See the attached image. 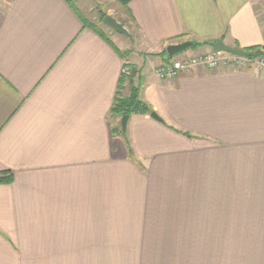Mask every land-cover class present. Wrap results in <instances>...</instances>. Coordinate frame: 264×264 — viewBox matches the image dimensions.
I'll list each match as a JSON object with an SVG mask.
<instances>
[{
    "label": "crops",
    "instance_id": "0c3cea01",
    "mask_svg": "<svg viewBox=\"0 0 264 264\" xmlns=\"http://www.w3.org/2000/svg\"><path fill=\"white\" fill-rule=\"evenodd\" d=\"M128 9L133 53L74 0H0V264H264V71L154 73L173 44L263 46L264 0ZM125 65L161 121L123 136Z\"/></svg>",
    "mask_w": 264,
    "mask_h": 264
},
{
    "label": "built area",
    "instance_id": "2783aa9c",
    "mask_svg": "<svg viewBox=\"0 0 264 264\" xmlns=\"http://www.w3.org/2000/svg\"><path fill=\"white\" fill-rule=\"evenodd\" d=\"M251 66H255L264 71V56L250 60L249 58L237 57L216 51L205 54H190L184 51L156 66L154 73L161 80H171L183 73H192L195 69L200 67H204L211 71H217L221 67L226 69H245ZM123 74H127L126 68Z\"/></svg>",
    "mask_w": 264,
    "mask_h": 264
},
{
    "label": "trees",
    "instance_id": "16d2710c",
    "mask_svg": "<svg viewBox=\"0 0 264 264\" xmlns=\"http://www.w3.org/2000/svg\"><path fill=\"white\" fill-rule=\"evenodd\" d=\"M119 2H121V4H123V6L126 7V11L130 14L131 13L128 9V5L132 0H118ZM105 15H103L101 17V22L102 19ZM84 25L86 27H90L91 29H93L94 31H96L97 33L101 34L105 39H107L109 41V38L99 29L98 26H96L95 24L89 23L86 19H83ZM124 26H126L125 23L121 22ZM127 27V26H126ZM203 44H211V45H215V42H210V43H203ZM202 45L201 43H197L195 42L193 44V47H198ZM246 52L251 53V57H249L250 60H254L257 59L258 57H262L264 56V45L263 46H255V47H251V48H247V49H243ZM165 55H168L166 50L164 51ZM168 60L171 59V57L168 56L167 58ZM125 68L127 69V74H123L122 78H121V86L123 83L129 81V84L131 86V90H130V94L127 97L122 96L121 94L119 96H117V98L115 99V102L113 104L112 107V114L113 116L116 117H123L125 115H133V114H150L151 113V109L149 108V106L141 99L140 96V91L139 88L137 86L134 85V67H131L130 65H125ZM123 136L125 135V131L120 130L119 131ZM128 144V143H127ZM12 173L7 174L6 177L2 178L0 177V183L2 182H11L12 181Z\"/></svg>",
    "mask_w": 264,
    "mask_h": 264
},
{
    "label": "rangeland",
    "instance_id": "374dc122",
    "mask_svg": "<svg viewBox=\"0 0 264 264\" xmlns=\"http://www.w3.org/2000/svg\"><path fill=\"white\" fill-rule=\"evenodd\" d=\"M74 2L75 5L79 7L80 11L89 19V21L98 25L101 31H103L107 37L111 38L114 43L119 45V47H121L124 52L126 49H128L126 50L129 51L128 53H130L131 51V53H133L136 50H139V46L136 40L135 49H133L131 42L126 37L113 32L112 30L105 27L101 22V17L103 15H111L118 21L125 23L128 29L130 28L135 32L134 26L132 25L128 14L126 13V7L123 6L121 2H119L118 0H74ZM130 66L134 67L133 65ZM123 86L124 85L122 84L121 88Z\"/></svg>",
    "mask_w": 264,
    "mask_h": 264
},
{
    "label": "water",
    "instance_id": "95a60500",
    "mask_svg": "<svg viewBox=\"0 0 264 264\" xmlns=\"http://www.w3.org/2000/svg\"><path fill=\"white\" fill-rule=\"evenodd\" d=\"M102 24L108 29L112 30L113 32H116L126 37L131 42L132 48L135 49V38L133 33H131V31L126 26H124L120 21H118L116 18H114L111 15H105L102 19ZM193 44L194 43L191 41H186L179 44L169 45L166 48V52L169 57L173 58L179 55L180 53L190 49L193 46ZM214 49L216 52H222L237 57H245V58L251 57V53L246 52L242 49L229 47L224 43L223 40H218L217 42H215ZM151 117L157 121H161V118L154 112L151 113ZM128 121H129V115H125L122 117L121 125L123 131L127 130Z\"/></svg>",
    "mask_w": 264,
    "mask_h": 264
}]
</instances>
